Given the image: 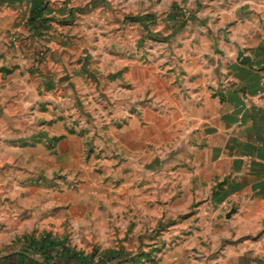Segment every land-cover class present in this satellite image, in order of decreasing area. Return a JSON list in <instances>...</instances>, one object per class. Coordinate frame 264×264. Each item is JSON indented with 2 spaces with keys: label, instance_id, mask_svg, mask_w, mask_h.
Segmentation results:
<instances>
[{
  "label": "rangeland",
  "instance_id": "rangeland-1",
  "mask_svg": "<svg viewBox=\"0 0 264 264\" xmlns=\"http://www.w3.org/2000/svg\"><path fill=\"white\" fill-rule=\"evenodd\" d=\"M133 1L44 0L33 20V0H0V264L227 263L199 128L166 98L185 75L166 12L133 23ZM120 12L109 34L98 18Z\"/></svg>",
  "mask_w": 264,
  "mask_h": 264
},
{
  "label": "crops",
  "instance_id": "crops-1",
  "mask_svg": "<svg viewBox=\"0 0 264 264\" xmlns=\"http://www.w3.org/2000/svg\"><path fill=\"white\" fill-rule=\"evenodd\" d=\"M139 8L149 19L166 12L185 74L180 92L166 82V98L180 97L174 126L199 128L206 157L195 156V182H208L234 228L226 264H264V0H134ZM122 14L118 23L99 16L100 26L120 32Z\"/></svg>",
  "mask_w": 264,
  "mask_h": 264
},
{
  "label": "trees",
  "instance_id": "trees-1",
  "mask_svg": "<svg viewBox=\"0 0 264 264\" xmlns=\"http://www.w3.org/2000/svg\"><path fill=\"white\" fill-rule=\"evenodd\" d=\"M45 3L44 0H33L32 2V19L34 20L35 18L41 17V14H43L44 10H45ZM150 18V15H144L141 17H129L128 19H131L134 22H146L148 19ZM34 26H38L37 23H33ZM47 249H46V248ZM42 249L41 253L42 255H46V252H49L50 248H51V244H47V246H43L40 247ZM49 257H51V255L48 254ZM65 258L71 261H75L76 264H87L88 261L84 258H80L78 255L73 254L71 252H67V254L65 255ZM51 260V259H50ZM49 261V260H48ZM17 264H27V262L24 259H19L17 261Z\"/></svg>",
  "mask_w": 264,
  "mask_h": 264
}]
</instances>
